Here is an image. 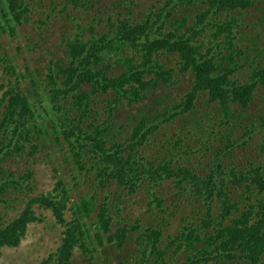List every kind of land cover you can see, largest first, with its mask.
Here are the masks:
<instances>
[{
  "label": "trees",
  "instance_id": "obj_1",
  "mask_svg": "<svg viewBox=\"0 0 264 264\" xmlns=\"http://www.w3.org/2000/svg\"><path fill=\"white\" fill-rule=\"evenodd\" d=\"M192 1L169 0L160 9L152 8L147 18L141 21L130 18L116 22L109 20L106 32L97 36L95 26H91L88 39L81 31L76 39L65 43L63 59L52 62L51 89L45 91L48 105L39 101L32 103L21 86H13L7 79L16 74V67L6 55L0 58V73L3 75L0 87H8L0 100V165L13 155H22L28 150L29 155H33V139L42 137L48 140L52 129L56 141H63L69 152L67 158L73 159L79 174L92 177L94 181L93 193H86L71 204L69 209L76 217L71 221H67L64 214L70 203V188L62 181H58L53 192L27 200L16 218L0 226V258L3 248L20 245L31 223L42 221L34 210V205L38 204L50 209L56 222L64 227L60 246L41 264H72L76 248L86 254H93L98 247L107 244L121 249L131 231H139L133 238L141 256L136 264H207L215 259L213 253L237 249L250 264H264V122L257 130L263 135L257 146L261 162L245 167V172H237L234 167L226 174L219 161L226 154L223 150L217 152L213 163L215 171L204 174L198 172L195 165H177L174 157L168 154L162 160L154 155L156 159L153 160L151 154L145 156L144 153L162 125L177 116L192 113L201 95L209 103L218 104L227 123L235 114L264 121V112L254 114L248 111L255 91L264 86V42L253 39L255 43L246 47L245 57L241 49L237 51L239 58L246 60L252 69L250 80L239 83L233 78L239 70L238 65L223 66L226 58L222 51L219 52L221 57L216 59L217 47L209 46L205 50L204 42L198 39L199 35L209 32L216 41L222 38L228 47L235 46L237 50L241 41L234 39L241 26V15L232 18L230 14L250 8L259 1L264 14V0H199L205 4L201 12ZM31 2L0 0V40L5 32L14 34L12 25L30 21ZM180 3V9L187 5L194 8L192 16L198 11L193 25L187 23L185 15L181 18L174 16ZM63 5L62 10L67 15L70 8L75 10L84 6L85 0H64ZM172 9L175 11L171 14ZM181 28L185 29V34ZM1 49L0 46V53ZM127 52L132 54L129 56ZM163 56L172 57L175 67L163 62ZM229 59L234 61L233 57ZM115 67L119 68L116 73ZM177 72L190 75L192 83L179 104L168 106L171 109L164 113L154 107L141 113L129 135L120 139L113 122L120 105H138L160 87L173 88ZM31 86L37 87L34 79ZM97 100L105 104L103 121H100L102 110L97 106ZM166 101L164 97L162 102L167 104ZM208 127L215 129V124ZM244 130V136L251 133L246 126ZM29 144H32L30 148ZM87 158L92 164L90 171L86 169ZM0 175L3 179L0 203L5 204L8 193L18 195L16 193L24 190L23 183H31L34 172L27 170L26 174L16 178L14 173L5 174L2 168ZM167 179H174L178 192L187 194L188 203L200 202L199 220L182 224L178 234L167 237V243L161 236L163 230L160 227L141 229L138 223H125L112 232L111 202L99 205L100 190L107 194L106 201H110L113 193L120 198L123 194H135L140 186L146 185L152 191L148 209L164 212L165 200L158 197L155 183L162 184ZM233 188L243 190L240 197H247L246 209H241V201L231 197ZM91 216L92 223L87 227L84 218ZM228 219L230 224L225 225ZM177 241L180 242L178 250L175 249ZM191 244L196 248L193 259L182 253V245L192 249Z\"/></svg>",
  "mask_w": 264,
  "mask_h": 264
},
{
  "label": "rangeland",
  "instance_id": "obj_2",
  "mask_svg": "<svg viewBox=\"0 0 264 264\" xmlns=\"http://www.w3.org/2000/svg\"><path fill=\"white\" fill-rule=\"evenodd\" d=\"M63 1L32 0V11L28 16L30 21L12 25L15 30L14 34L5 32L0 40L2 48L0 58L6 55L16 67V74L7 80H11L13 86H21L24 90L23 93H27L32 103L39 101L44 105L49 104L46 97L47 92L45 91L51 89L50 70L54 67L52 62L63 59L65 43L76 39L81 31L84 32L83 37L85 39L90 38L91 34L88 29L91 26H95L94 33L96 36L106 32L109 20L113 22L123 18H130L134 21L144 20L152 8L160 9L169 0H85L84 6L75 10L70 8L67 15L62 10ZM259 2L241 12L237 10L230 14L232 18L241 15L239 19L241 26L236 31L234 39L236 42L241 41L237 50L235 46L233 48L228 47L222 38L216 41L209 32L198 37L200 41L204 42L205 50L209 46L217 47V52H214L218 54L216 59L221 57L219 52L222 51L226 58L222 62L223 66L231 67L235 63L238 65L239 70L233 78L239 83L250 80L252 69L246 63V60L240 59L241 56H238L237 51L241 49L240 51L244 52L242 55L245 57L247 54L246 47L254 42L253 39L258 38L260 42H264V14L263 8L259 7L262 2ZM192 3L196 4L200 12L205 6L199 0H193ZM180 6L181 3L176 8L178 11L174 13V16L181 18L185 15L184 18H187V23L193 25L195 23L194 17L198 11L192 16L194 8L187 5L180 9ZM174 11L175 9H172L171 14ZM69 15L71 17H68ZM98 20H101V22L98 23ZM76 24L80 25L77 26ZM181 30L185 34V29L181 28ZM131 54L132 52H127V55L130 56ZM251 55H254V53L251 52ZM229 57H233L234 61H231ZM162 60L170 67L176 65L172 57L163 56ZM257 61L261 62V59H257ZM242 66L244 67L242 68ZM117 71H119V68L115 67L114 72ZM1 76L3 75L0 73ZM175 78L176 84L173 88L160 87L154 90L150 94V98L141 104L134 106L120 105V109L116 111L113 118L115 130L119 133L120 139L129 135L132 126L141 113H147L153 107L161 109V112L164 113L171 109L168 106L179 104L180 98L190 89L191 76L181 75L177 72ZM33 79L37 83L36 89L31 86ZM7 88V86L0 87V100ZM38 93L40 96H38ZM164 97L167 99V104L162 102ZM96 102H98L99 109L102 110L100 121H103L106 117L105 104L100 100ZM39 111L44 114L41 107H39ZM248 111L254 114L264 112V86H260L255 91L254 99ZM235 115H232L230 122L227 123L218 104L209 103L207 98L201 95L198 97L196 109L192 113L177 116L162 125L151 140L150 148L144 151L145 156L151 154L150 158L154 160L156 159L154 155H157L158 160H162L168 154V156L174 157L177 165H195L198 172L204 174L215 171L213 170V163L217 159V152L223 150L226 154L222 155L219 161L225 167L226 174L232 172L234 167L237 172H245L247 170L245 167L257 165L261 162L257 146L260 145L263 135L257 130L261 128L264 121L257 117L248 119L247 117L241 118L238 114ZM213 124H215V129L208 127ZM48 125L50 126V124ZM245 126L251 130L248 136H244ZM34 140L32 143L35 144L33 155H29L28 150L22 152V155H13L0 165V171L4 168L5 174L14 173L16 178L26 174L27 170H33L34 172L31 183H23L24 190L16 193L18 195L8 193V202L5 204L0 203V226L16 218L23 210L25 202L30 198L53 192L58 181H62L67 188H70V203L68 209L64 211L67 221L76 218L74 212L69 209L71 204L78 201L82 195L89 192L93 193L94 181L92 177L79 174L73 159L67 158L69 152L62 144L63 141L61 143L56 141L52 129L48 140L42 137ZM32 144H29V148ZM91 166L92 164L87 158L86 169L90 171ZM76 177H79L77 181H75ZM2 180V175H0V183ZM161 183L158 184L157 182L155 185L157 186L158 197L165 200L162 207L164 212L160 209H157L156 212L148 209L152 191L146 185L140 186L135 194L125 196L123 194L120 198H118L117 193H113L110 195V201H106L105 195L107 194L100 190L98 194L99 205L102 202H107L106 204L111 202L109 216L112 217V232L125 223L129 225L138 223L141 229L147 226L160 227L163 230L161 236L167 243V237L178 234L181 231L180 226L182 224L199 220L197 213L200 202L188 203L187 194L178 192L174 179H167ZM232 190L231 197L235 201H241L239 206L243 209L249 203L247 197H240L243 190L239 188H233ZM114 199H117L116 202L113 201ZM34 210L42 221H35L28 226L25 238L18 247L3 248L0 264H41L60 246L64 227L56 222L50 209L35 204ZM184 218L186 220L182 222ZM91 220L92 216L84 218L87 227L91 225ZM138 233L139 231L129 232L128 238L121 249L107 244V246L98 247L93 254H86L81 249L76 248L72 264H136L135 261L140 262L141 259L138 253L139 248L133 239L137 237ZM179 245L180 242L177 241L176 250H178ZM190 247L194 251L182 245V253L184 257L192 259L196 248L193 244ZM225 255L224 252L220 251L215 254L216 258L207 264H246L240 257L228 261Z\"/></svg>",
  "mask_w": 264,
  "mask_h": 264
},
{
  "label": "clouds",
  "instance_id": "obj_3",
  "mask_svg": "<svg viewBox=\"0 0 264 264\" xmlns=\"http://www.w3.org/2000/svg\"><path fill=\"white\" fill-rule=\"evenodd\" d=\"M244 188H245V187H244ZM226 224H230V220H229V219L225 222V225H226ZM198 234H199L200 236H203V234H202L200 231H198ZM222 252H224V253L226 254V255H225V258L228 259V261H233V260H235L237 257H240L242 260L245 261L246 264H250V263L244 258V254H243V252L240 251L239 249H237L236 251L231 250V251H222ZM213 254H214V257L216 258V256H215L216 252L213 253ZM192 259H193V258H192Z\"/></svg>",
  "mask_w": 264,
  "mask_h": 264
}]
</instances>
